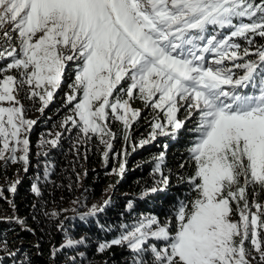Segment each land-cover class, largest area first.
Instances as JSON below:
<instances>
[{
	"label": "snow or ice",
	"instance_id": "6c2138e0",
	"mask_svg": "<svg viewBox=\"0 0 264 264\" xmlns=\"http://www.w3.org/2000/svg\"><path fill=\"white\" fill-rule=\"evenodd\" d=\"M257 37L264 38V0H0V161L28 171L29 133L37 121L26 113L39 103L36 111L43 114L70 79L64 103L71 107L53 127L69 134L76 129V152V145L98 138L107 164L117 138L109 113L130 142L141 117L130 103L135 93L157 115L149 137L132 144L133 151L158 135L177 139L195 117L187 129L188 158L179 165L193 161L195 169L178 177L190 192L176 199L168 219L141 213L122 222L116 236L98 242L97 252L126 248L130 264H264V203L256 200L264 193V43ZM181 108L184 119H178ZM63 135L49 133L41 146L59 149ZM42 155L49 159L33 182L36 197L44 184L54 183L50 152ZM154 161L153 182L136 200L169 187L165 152ZM126 164L115 174L122 178ZM109 203L93 205L79 218L95 217ZM134 206L129 200L126 210ZM16 222L25 224L19 217ZM84 244L83 237H68L52 255ZM0 252V264H30L3 239Z\"/></svg>",
	"mask_w": 264,
	"mask_h": 264
},
{
	"label": "trees",
	"instance_id": "16d2710c",
	"mask_svg": "<svg viewBox=\"0 0 264 264\" xmlns=\"http://www.w3.org/2000/svg\"><path fill=\"white\" fill-rule=\"evenodd\" d=\"M256 40L259 43H264V38L257 37ZM139 101L134 93V98L131 101L132 106L139 107ZM182 112L183 110L180 112V115L183 114ZM194 120L195 117L185 123L184 129L179 131L177 139L158 135L154 141L143 147H138L139 150L135 149L133 153H130L132 149L131 145L138 143L141 139L148 138L152 131L151 126H149L146 132L132 130L130 142H125L121 138L122 127L119 126L116 131L118 132V142H121L122 146L117 155H110L109 165L113 167L115 162L117 164V161L121 158V153L127 148L129 149L127 152L129 165L123 177L119 178L117 193L111 195L110 203L105 207L103 212L98 213L95 217H88L84 220L76 218L74 221H71V219L66 221L69 225L73 223L75 230H71L68 225H64L63 223V229L59 228L58 225H60L61 217L52 219L51 216H47L44 213L50 212V208L54 204H59L74 197V194L77 192L75 188L77 189L81 183V168L87 163L91 165L101 164L103 160L102 152L105 150V146L99 142L98 138L93 137L87 141L86 145H76L78 152L73 151V142L76 139L75 135H73L75 138L72 141H69L67 144L66 142L62 143L61 148L49 151L50 159L55 165V171L50 177V180L54 181V183H47L42 186L41 197H36L31 191L37 173H41L40 170L31 169L32 172L29 174V177L24 179L16 188V192L12 194L13 203H16L15 209H17L20 218L24 220L25 228L16 221L7 222L1 220L0 239L5 240L8 248L12 251L16 252L19 250L17 253L19 257L30 258V264H130L131 255L126 248L113 246L104 253H99L96 250L97 244L103 240H111L118 234L119 225L122 222L130 223L134 217L141 213H151L161 221L173 216V205L176 199L183 198L190 192L186 183L178 182V177L191 176L195 169L193 161L185 163L183 169L179 167L188 158L186 147L190 142L191 133L187 129L194 126ZM146 124L140 128L145 127ZM39 129L40 126L37 125V130ZM34 139L35 137L32 138V141ZM164 145L168 146L166 151ZM161 152H165L166 173L168 169L172 172L168 189L164 192L152 194L145 199L136 200L142 188L152 184L153 181L150 173L155 163L154 157ZM86 153H90L87 156L88 161H86ZM48 159L44 157V165ZM131 164L135 167L131 168ZM96 173V176H92L89 173V176L87 177L86 175L84 178H87L85 183L88 189L94 188L92 195L96 192V197H99L102 194L99 192L101 184L107 181L108 177L107 175H103L102 170H98ZM5 175V171L0 173V182H5ZM94 179L98 181H94ZM250 198L251 196H249ZM129 200H135L134 210L131 213L126 210ZM256 200L259 203H264V193L258 196ZM2 202L0 197V204ZM34 205L35 207H33ZM7 208L11 210L10 207ZM101 225L106 227L111 226V230H102ZM25 229H32L33 231ZM65 229H69L70 231H67V237ZM82 236L85 239L84 245L62 249L56 253L55 257L52 255L53 248H61V245L66 243L68 237L75 239ZM2 255L4 253L0 252V256ZM73 257L75 258L74 260L72 259ZM17 264H20L19 260Z\"/></svg>",
	"mask_w": 264,
	"mask_h": 264
},
{
	"label": "rangeland",
	"instance_id": "374dc122",
	"mask_svg": "<svg viewBox=\"0 0 264 264\" xmlns=\"http://www.w3.org/2000/svg\"><path fill=\"white\" fill-rule=\"evenodd\" d=\"M0 63H4V62H0ZM237 71H239V70H237ZM69 82H71L70 79L68 81H66L64 84H62L61 88L57 91V93L53 99V102L49 105V107L47 109H45L43 114H41L39 111H36V108L40 107L39 103H37L35 105V107L33 108L32 111L26 113V118L33 119V120L37 121L36 125L33 127L31 132L29 133L31 151L29 154L30 164L28 167V171L25 172L24 166L20 163L6 164L4 161H0V173L1 172L3 173L4 171L6 172L5 182L4 183L0 182V190L3 191V196L1 197L3 202L0 204V221L4 220V219H2L3 217H10L11 218V219L5 220L7 222L16 221V217L20 218V216L18 215L17 209H15L16 203L15 202L13 203V198H12L13 193L11 191H9V188L13 183H15L16 181H19V183L15 184V186L17 188L21 184V182H23L24 179L29 177V174L32 172L31 169L40 170L41 173L43 172L44 156L42 155V152L43 151H51L53 149H49L47 147H42L41 146L42 139L51 138L49 136V133H52L54 135V133L57 131H63L64 132V135L61 137V145H63L62 143H65V142L67 144L69 141H72V139L75 138V137H73V135L75 134V129H72V134H69L65 130L59 128L58 126L55 128L53 127L54 124H57V122L60 121L64 117V115L68 111V108L71 107L70 105H65V103H64V94L66 92L70 91L67 87V83H69ZM126 85H127V81H125L121 85V87H126ZM25 103L27 104L28 102L25 101ZM130 103L132 104L131 101H130ZM139 105L140 106L137 108L132 106L133 108L139 109L141 111V117H140V119H138L133 124L132 130H136V131L141 130V132L142 131L146 132L149 129V126H151L150 124L153 120V117L157 115V112H154L150 108L146 107L145 104L141 100L139 101ZM182 110H183V112H182L183 114L180 115V112ZM180 112L178 113V119H184L186 116L184 109L181 108ZM48 117H51V119H48ZM109 117H110L109 126L116 133V137H117L118 132L116 131V129H118L119 126L123 127V125L119 121L113 120L111 118V113H109ZM160 117H161V119H163V114H160ZM148 121H151V122L148 123ZM145 123H147L146 126L143 128H140ZM37 125L40 126L39 130H37ZM33 137H35V139L32 141ZM112 143H113L112 152L113 153L119 152L122 144H121V142H118V137L115 140H113ZM88 144H89V142H88ZM136 149L139 150L138 147H136ZM105 150H103V152H102L103 160H102L101 164H92L91 165L88 163L87 164L84 163L85 165L81 168V171H80L81 183L79 184L77 189L75 188V191H77V192L74 194V197H72L70 200L62 201L59 204H54L53 207L50 208V212H48V213L56 212L58 214V218L61 217L60 224L63 223L64 225H68V227H70L71 230H75V226L73 223H72V225L67 224L66 221L68 219H71V221H74L76 218H79V214L88 212V210L93 205H102L104 201L111 198L112 197L111 195L116 194L118 191V188H117L119 185L118 181H119V178H121V177L119 175L115 174V172L113 170L114 169L118 170L121 163H123L125 160L127 161V164H126V168H127V166L129 165V159H128V156L125 155L124 152H122L121 158L117 161V164L115 162L114 166L112 167L111 165H109V158H110L111 154H112L111 156H113V153L112 152L108 153V161H107V164H105L104 155H103ZM128 151H129V149L127 148V152ZM133 152L134 151L131 149L130 153H133ZM89 154L90 153H86L85 157L89 156ZM86 161H88V157H87ZM134 167H135L134 165L131 166V168H134ZM98 170H102L103 175H107L108 180L105 181L103 184H101L99 192H101L102 194L99 197H96V192L92 195L94 188L88 189V187L86 186V183H85L87 178H84V177L86 175L88 177L89 173L92 176H96L97 175L96 172ZM94 181H98V180L94 179ZM4 187H6V188H4ZM85 190H87V191H85ZM99 192H97V193H99ZM78 200L83 201L84 206H81L80 203H73L74 201H78ZM249 201L251 204V198L249 199ZM7 207H10L11 210H9V208H7ZM253 211H255L254 208H253ZM51 218L55 219L57 217L51 216ZM235 219L238 220L239 217L236 216ZM67 231L70 232L69 229H67ZM81 238L77 237V238H75V240H80ZM245 244H246V248L251 247L247 241L245 242ZM253 254L255 255V253H253Z\"/></svg>",
	"mask_w": 264,
	"mask_h": 264
}]
</instances>
